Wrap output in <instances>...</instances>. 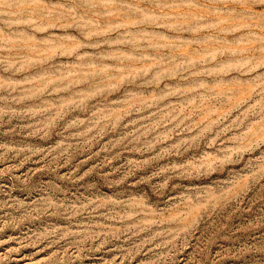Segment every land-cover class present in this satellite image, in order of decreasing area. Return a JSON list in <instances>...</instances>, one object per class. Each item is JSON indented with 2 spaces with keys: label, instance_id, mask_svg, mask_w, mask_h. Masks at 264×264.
<instances>
[{
  "label": "rangeland",
  "instance_id": "obj_1",
  "mask_svg": "<svg viewBox=\"0 0 264 264\" xmlns=\"http://www.w3.org/2000/svg\"><path fill=\"white\" fill-rule=\"evenodd\" d=\"M0 264H264V0H0Z\"/></svg>",
  "mask_w": 264,
  "mask_h": 264
}]
</instances>
